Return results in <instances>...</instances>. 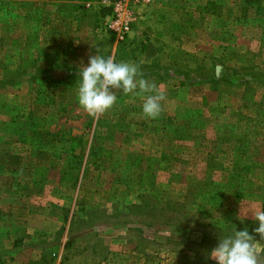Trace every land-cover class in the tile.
<instances>
[{"label":"rangeland","instance_id":"1","mask_svg":"<svg viewBox=\"0 0 264 264\" xmlns=\"http://www.w3.org/2000/svg\"><path fill=\"white\" fill-rule=\"evenodd\" d=\"M62 1L0 0V264H203L216 226L255 235L264 0ZM95 47L140 66L159 118L78 106Z\"/></svg>","mask_w":264,"mask_h":264},{"label":"clouds","instance_id":"2","mask_svg":"<svg viewBox=\"0 0 264 264\" xmlns=\"http://www.w3.org/2000/svg\"><path fill=\"white\" fill-rule=\"evenodd\" d=\"M94 47V46H93ZM87 64L81 63L78 73L76 100L78 106L89 116L95 117L109 111L118 99V93L140 95L141 111L145 118L155 120L162 112L165 96L157 85L143 78L140 66L134 62H116L111 56L100 54L96 48ZM252 229L245 226L237 230L235 224L230 231L217 227V244L206 254V259L215 264H264V206L251 211ZM248 214L237 216L243 224ZM256 236L259 239H256Z\"/></svg>","mask_w":264,"mask_h":264},{"label":"crops","instance_id":"3","mask_svg":"<svg viewBox=\"0 0 264 264\" xmlns=\"http://www.w3.org/2000/svg\"><path fill=\"white\" fill-rule=\"evenodd\" d=\"M64 1V0H63ZM62 1V2H63ZM61 4V3H60ZM64 4H68V2L66 1ZM151 38V37H150ZM145 39H147V42L149 43L150 41H153V39L151 38V39H149V36H147ZM152 51H149V53H151ZM90 56V55H89ZM67 57H69L68 55H65L63 58H60V60H59V63H58V65H60L61 67H64V68H69V66L67 65V63H69L70 61H68V62H64V59H66ZM154 57H155V55H154ZM153 56H151V58H154ZM81 63H82V60H78L75 64H78L79 65V68H81L82 67V65H81ZM74 64V66H76ZM147 64H149V63H147ZM45 71L47 72L46 74H48V73H51L52 71H50V69H48V68H46L45 69ZM48 76V75H47ZM242 97V96H241ZM202 244H205V245H213V244H210V242H203ZM216 245H213V247H215ZM212 246H210V248L207 250H204L206 253L208 252V251H210L212 248H213ZM203 264H215V262L214 261H211V260H205L204 261V263Z\"/></svg>","mask_w":264,"mask_h":264},{"label":"built area","instance_id":"4","mask_svg":"<svg viewBox=\"0 0 264 264\" xmlns=\"http://www.w3.org/2000/svg\"><path fill=\"white\" fill-rule=\"evenodd\" d=\"M113 27L115 29L119 30L118 34H119L120 38H123L122 36L129 31V24L128 23H124L122 26H120L119 23H114Z\"/></svg>","mask_w":264,"mask_h":264},{"label":"trees","instance_id":"5","mask_svg":"<svg viewBox=\"0 0 264 264\" xmlns=\"http://www.w3.org/2000/svg\"><path fill=\"white\" fill-rule=\"evenodd\" d=\"M251 76H252L253 78L248 82V83H251V84H253V82L256 81L255 78H258L260 81H261V79L264 78V75H261L259 71H253V72L251 73ZM6 82H8V81H4V82L1 81V83H6ZM263 84H264V82H263ZM250 86H251V85H248V87H246V89L251 88ZM252 87H253V86H252Z\"/></svg>","mask_w":264,"mask_h":264}]
</instances>
